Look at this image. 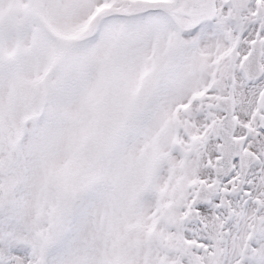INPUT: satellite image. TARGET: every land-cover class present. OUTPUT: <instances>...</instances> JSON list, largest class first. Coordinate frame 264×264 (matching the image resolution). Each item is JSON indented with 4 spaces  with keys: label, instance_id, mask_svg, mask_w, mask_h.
Returning a JSON list of instances; mask_svg holds the SVG:
<instances>
[{
    "label": "snow or ice",
    "instance_id": "snow-or-ice-1",
    "mask_svg": "<svg viewBox=\"0 0 264 264\" xmlns=\"http://www.w3.org/2000/svg\"><path fill=\"white\" fill-rule=\"evenodd\" d=\"M0 264H264V0H0Z\"/></svg>",
    "mask_w": 264,
    "mask_h": 264
}]
</instances>
